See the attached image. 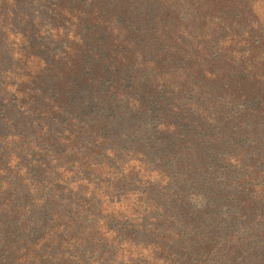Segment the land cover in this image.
<instances>
[{
  "label": "trees",
  "instance_id": "trees-1",
  "mask_svg": "<svg viewBox=\"0 0 264 264\" xmlns=\"http://www.w3.org/2000/svg\"><path fill=\"white\" fill-rule=\"evenodd\" d=\"M259 1L1 0V23L21 40L16 67L0 52V132L9 128L0 135V264H55L52 248L65 249L63 239L69 236L97 249V234L85 235L84 225L67 215L59 199L86 201L85 188L75 184L81 176V181H98L92 198L97 205L103 196L131 198L133 182L141 180L130 170L114 169L107 154L116 152L117 134L146 148L159 142L155 153L161 151L162 168L157 171L155 163L153 170L161 175L160 184L167 181L166 189L176 183L183 191L188 181L210 177V190L218 196L215 203L206 201L198 220L186 221L201 229L187 235L184 215L171 212L177 186L165 196L169 200H160L161 222L170 231L148 261L133 255L142 199L129 206L131 223L116 230L126 235L131 264H264V12ZM34 5L42 9L37 15L28 9ZM48 21L52 34L43 31ZM3 66L18 79L7 76ZM48 148L61 151L56 155L65 158L62 168L72 164L78 174L72 188L49 197L51 222L55 215L62 220L59 233L35 236L32 209L26 208L42 190L36 187L35 194L27 181ZM5 152L10 157L4 158ZM34 161L38 165H31ZM45 176L33 174L40 185ZM224 202L235 210L222 213Z\"/></svg>",
  "mask_w": 264,
  "mask_h": 264
},
{
  "label": "rangeland",
  "instance_id": "rangeland-1",
  "mask_svg": "<svg viewBox=\"0 0 264 264\" xmlns=\"http://www.w3.org/2000/svg\"><path fill=\"white\" fill-rule=\"evenodd\" d=\"M1 3V0H0ZM257 8L259 10H263L264 12V1L261 0L257 3ZM29 10L34 11L37 15L39 11L41 12V8L38 6H30ZM0 18V52L4 54L7 58H9L10 65L13 64L16 67L15 63H18L20 60V36L15 35L12 30H8L4 28L2 25ZM24 21H27L26 18ZM25 24V22H22ZM20 27V25L18 26ZM46 34H52L55 32V29L52 26V22L48 21L47 25L43 30ZM54 43L57 41L53 38ZM244 53L248 55L247 47L244 50ZM1 57V56H0ZM4 69V70H3ZM3 71L6 73L9 69L3 66ZM6 70V71H5ZM10 76L13 81H16L19 76L14 74V76L7 74ZM8 91H14V87L9 85ZM7 96V95H6ZM5 96H3L4 98ZM5 99V98H4ZM7 101L8 98H6ZM5 100V101H6ZM59 127V126H58ZM9 128L3 130L1 133L7 134ZM118 135V134H117ZM116 138V146L113 154L107 153L114 163L112 164L114 169L121 170L124 169V172L131 173L133 172L136 175L137 179L141 181L133 182L134 188H131L129 194L131 198H128V194L118 193L115 194L114 198L109 199L108 197L103 196V204L97 205L92 200L95 195L94 189L95 185L98 184V181L94 184V180L89 178V180L81 181L82 176L75 182L77 186L84 187L85 190V202L80 201L79 199H69L67 195L61 200L59 199V205L65 208L66 212H68V216L71 218H77L82 225H84V234L90 236L91 232H95L97 235V239L100 241L97 245V249L93 247H84L80 242L78 237L72 238L71 236L63 239V245L65 249L57 247H53L51 251L52 260H54L55 264H84V262H95V264H131L132 259L129 256V242H125L124 234H119L116 228L123 226L126 223H131L132 216L128 211L129 206L133 205L137 200H141L139 203V214H138V233L132 238L135 239V252L133 253L134 258H137L140 254V258L142 260H152V257L149 256L148 253H154L152 251L156 248V244L159 240L162 239L163 236L168 235V231L170 229L169 224L162 223L161 220L164 218L165 213L162 210V205L160 202L164 201L165 198L171 196V192L177 186L174 183V186L171 188L169 186L167 189L165 187L167 181L163 182L164 184H160L161 175L154 171L153 167L156 163L157 171H160L162 166L159 162L163 161V156L161 155V151L158 150L157 153L155 151L159 148V142L154 140L150 141L146 148L143 145L133 144L127 141L126 137L120 136ZM9 139H4L3 143L8 144ZM141 142V141H140ZM139 142V143H140ZM141 144H143L141 142ZM152 151L155 153V156H151L149 152ZM42 155L45 158L41 163H39L40 167L37 169H30L32 172V177H29L27 183L31 186L32 191L36 194V187H41V193L36 194L38 196V200H35L31 205L26 208V211L29 212L31 209V221L34 226L33 233L34 235H43L46 230L50 233L55 232L59 233L58 230V222L61 223L62 220L55 215V221L51 222V211L50 209V198L53 197L60 192H62L63 187H73L72 179H74L76 173L78 171L72 172L73 168L72 164L67 165L68 168H62L61 160H65L62 156H57L56 153L62 154L59 150L49 149L48 151L43 149ZM153 153V154H154ZM68 155L67 152H65ZM4 158L10 157L8 152L3 154ZM43 157V156H42ZM153 158L155 160H153ZM16 159H12V163L14 164ZM30 162L25 161L24 167H27V164ZM31 165H38V162L34 161ZM151 170L149 172V169ZM26 170V169H25ZM72 170V171H71ZM27 171V170H26ZM65 171L66 176H62V172ZM153 171V172H151ZM39 172L44 173L45 175H49V177L45 176V180L42 185L38 182V179H42V174H40L38 179L33 177V174ZM58 173L63 177L62 181L56 179L54 174ZM180 174V173H179ZM219 180V179H218ZM91 181V182H90ZM210 177H207V180L202 177L200 179H195L193 181H188L186 186H182L180 191L178 190L179 185L175 191V198L178 199L177 202L172 203V214H176L177 212H181L183 214V224L185 229H183V233L187 235L189 229L191 231H200L201 229L194 228V223H187L190 221L191 217L196 218L197 220L200 217V214L204 213V204L207 200H210L211 203H215L218 199V196H214V190H210L211 187L209 185ZM183 182L182 185H184ZM193 183V184H191ZM85 184V185H83ZM130 187H132L130 185ZM69 188V189H71ZM209 189V190H208ZM44 191V192H43ZM70 190L64 189V194H68ZM227 191V190H226ZM43 193V194H42ZM230 192V194H232ZM206 196V199H205ZM167 200V201H168ZM90 201V202H89ZM49 202V203H48ZM171 202V201H170ZM170 202H168L170 204ZM168 204V206H169ZM103 205V208H102ZM138 206V203L137 205ZM222 213H229L230 211H234L235 207L228 205V202L222 203L221 207H219ZM115 216H112L111 214ZM64 222L67 221V218L63 219ZM173 217L168 216L167 221L173 223ZM108 221H112L109 227L106 226ZM187 221V222H186ZM24 222V221H18ZM166 226V227H165ZM83 227V226H82ZM182 226H179L181 228ZM225 227V226H224ZM49 228V229H48ZM240 229V227H237ZM52 231V232H51ZM194 231V232H195ZM61 232H63L61 230ZM51 235V234H50ZM29 237L30 240L37 239V237ZM117 238V240H116ZM131 238V239H132ZM217 239H220L217 237ZM96 243V242H95ZM101 245V246H100ZM83 246V247H82ZM102 249V250H101Z\"/></svg>",
  "mask_w": 264,
  "mask_h": 264
}]
</instances>
